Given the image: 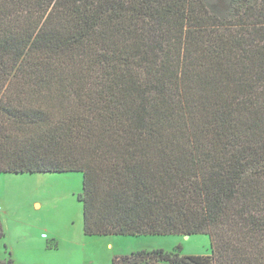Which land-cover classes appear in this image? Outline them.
Listing matches in <instances>:
<instances>
[{"label":"trees","instance_id":"1","mask_svg":"<svg viewBox=\"0 0 264 264\" xmlns=\"http://www.w3.org/2000/svg\"><path fill=\"white\" fill-rule=\"evenodd\" d=\"M63 173L86 236L211 239L113 264H264V0H0V174Z\"/></svg>","mask_w":264,"mask_h":264},{"label":"rangeland","instance_id":"2","mask_svg":"<svg viewBox=\"0 0 264 264\" xmlns=\"http://www.w3.org/2000/svg\"><path fill=\"white\" fill-rule=\"evenodd\" d=\"M222 5V4H221ZM81 173L0 174V262L113 264L142 251L210 256L209 235L86 236Z\"/></svg>","mask_w":264,"mask_h":264},{"label":"water","instance_id":"3","mask_svg":"<svg viewBox=\"0 0 264 264\" xmlns=\"http://www.w3.org/2000/svg\"><path fill=\"white\" fill-rule=\"evenodd\" d=\"M187 238L189 237V236H186Z\"/></svg>","mask_w":264,"mask_h":264}]
</instances>
